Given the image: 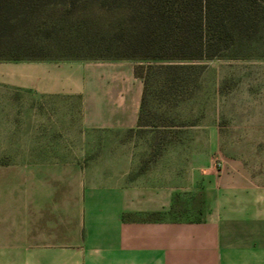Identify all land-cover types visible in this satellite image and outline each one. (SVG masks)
Masks as SVG:
<instances>
[{"label": "crops", "instance_id": "obj_1", "mask_svg": "<svg viewBox=\"0 0 264 264\" xmlns=\"http://www.w3.org/2000/svg\"><path fill=\"white\" fill-rule=\"evenodd\" d=\"M42 74L45 91L84 98L76 138L102 131L113 141L59 163L53 186L66 190L30 211L12 264H264V162L255 148L223 157L219 171L210 149H189L198 157L182 176L179 149L145 158L153 149L135 145L144 79L132 64L65 62Z\"/></svg>", "mask_w": 264, "mask_h": 264}, {"label": "rangeland", "instance_id": "obj_2", "mask_svg": "<svg viewBox=\"0 0 264 264\" xmlns=\"http://www.w3.org/2000/svg\"><path fill=\"white\" fill-rule=\"evenodd\" d=\"M258 3L234 41H224L211 58L176 62L120 56L115 47L98 43L105 33L82 26L73 31L77 45L55 51L48 44V59H0V264H12V242L26 227L30 211L43 205L39 200L47 196L49 201L55 191L61 195L66 190L53 186L59 163L66 168L77 156L76 149L113 141L102 131L87 140L75 137L84 98L45 91V67L130 63L145 72L151 64H186L185 69L150 72L135 139V145L153 149L143 154L145 158L157 150L174 158L169 149L177 148L182 176L189 175L192 158L198 157L187 151L193 148L210 149L216 171L223 157L234 159L239 149L255 148L256 161L264 162V0ZM113 83L117 81L109 76L108 84ZM127 136L122 141H129Z\"/></svg>", "mask_w": 264, "mask_h": 264}, {"label": "trees", "instance_id": "obj_3", "mask_svg": "<svg viewBox=\"0 0 264 264\" xmlns=\"http://www.w3.org/2000/svg\"><path fill=\"white\" fill-rule=\"evenodd\" d=\"M256 4L258 0H0V59H48L49 45L55 51L77 45L73 31L82 26L105 33L98 43L115 47L120 56L176 62L211 58L224 41H234ZM185 65L151 64L145 72L137 66L136 74L144 79L142 102L151 71Z\"/></svg>", "mask_w": 264, "mask_h": 264}]
</instances>
